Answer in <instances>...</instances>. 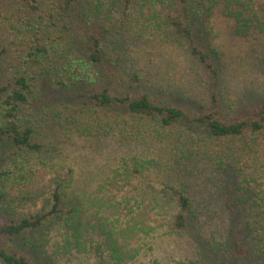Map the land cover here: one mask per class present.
Here are the masks:
<instances>
[{
  "label": "trees",
  "instance_id": "obj_1",
  "mask_svg": "<svg viewBox=\"0 0 264 264\" xmlns=\"http://www.w3.org/2000/svg\"><path fill=\"white\" fill-rule=\"evenodd\" d=\"M216 12L264 41V0H0V264H168L182 247L173 264H264V105L239 110L223 91ZM152 40L189 50L205 104L147 89L157 79L137 64ZM78 137L154 149L116 157L80 197L74 167L55 160ZM218 175L225 238L205 226Z\"/></svg>",
  "mask_w": 264,
  "mask_h": 264
},
{
  "label": "rangeland",
  "instance_id": "obj_2",
  "mask_svg": "<svg viewBox=\"0 0 264 264\" xmlns=\"http://www.w3.org/2000/svg\"><path fill=\"white\" fill-rule=\"evenodd\" d=\"M212 24L214 31L218 34L215 38V48L221 60H217L224 64L221 80L223 91L236 99L239 110L247 111L253 103L264 105V41L246 43L241 38L233 36L231 23L217 12L213 16ZM10 39L9 34L3 33L0 29V45L10 43ZM141 44L140 48L143 49L144 55H139L141 58L138 59L137 65H142L147 72H150V77H156L155 88H147L154 91L152 95L155 98L165 103L193 108L205 104L204 98L210 91L208 80L201 65L193 59L185 46L173 45L171 42L161 40ZM151 46L149 56L148 48ZM141 89H146V85L144 84ZM42 96L45 97V92ZM64 100L63 95L56 93L54 101H58L59 107ZM149 149H154V147L150 145L142 147L136 142H130L129 145L124 146L114 137L105 140L78 137L71 146L65 145L62 158L55 156V160L74 167L75 184L71 191L83 197L102 181L103 178L97 176L98 170L109 173L110 169L115 167L113 161L116 157L134 152H146ZM218 177L221 179L220 183L209 187L202 193L208 209L205 226L210 230L209 224L211 223L225 238L233 222L228 208L224 205V199L222 198V201L221 195L217 194L221 191L220 186H224L227 179L225 176L218 175ZM209 208L215 211L213 219L209 216ZM235 225L239 233L244 235L241 216L237 215ZM246 244L247 241H243L244 247ZM180 250H175V255L180 256H173L174 261L185 255L188 258L184 248ZM172 259L168 260V264L174 263ZM90 260L88 259L85 264H91Z\"/></svg>",
  "mask_w": 264,
  "mask_h": 264
}]
</instances>
